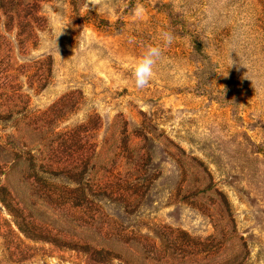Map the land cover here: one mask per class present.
<instances>
[{
  "label": "rangeland",
  "instance_id": "obj_1",
  "mask_svg": "<svg viewBox=\"0 0 264 264\" xmlns=\"http://www.w3.org/2000/svg\"><path fill=\"white\" fill-rule=\"evenodd\" d=\"M0 264H264V0H0Z\"/></svg>",
  "mask_w": 264,
  "mask_h": 264
},
{
  "label": "clouds",
  "instance_id": "obj_2",
  "mask_svg": "<svg viewBox=\"0 0 264 264\" xmlns=\"http://www.w3.org/2000/svg\"><path fill=\"white\" fill-rule=\"evenodd\" d=\"M161 35L166 43H171L174 39L173 34L170 32H163ZM161 57L162 49L160 46L150 44L145 47L143 53L135 62L131 73L136 88L143 89L150 83L154 67Z\"/></svg>",
  "mask_w": 264,
  "mask_h": 264
},
{
  "label": "trees",
  "instance_id": "obj_3",
  "mask_svg": "<svg viewBox=\"0 0 264 264\" xmlns=\"http://www.w3.org/2000/svg\"><path fill=\"white\" fill-rule=\"evenodd\" d=\"M197 37H198V36H197ZM194 42H195L196 45H198L197 48L200 49V47H201V46H200V40H198V39L195 40V39H194Z\"/></svg>",
  "mask_w": 264,
  "mask_h": 264
}]
</instances>
